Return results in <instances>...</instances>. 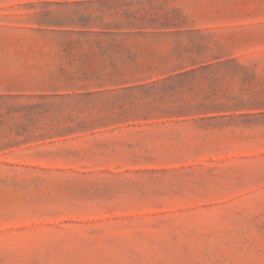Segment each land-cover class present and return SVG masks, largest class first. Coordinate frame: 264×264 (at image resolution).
<instances>
[{
  "label": "rangeland",
  "instance_id": "rangeland-1",
  "mask_svg": "<svg viewBox=\"0 0 264 264\" xmlns=\"http://www.w3.org/2000/svg\"><path fill=\"white\" fill-rule=\"evenodd\" d=\"M264 0H0V264H264Z\"/></svg>",
  "mask_w": 264,
  "mask_h": 264
},
{
  "label": "trees",
  "instance_id": "trees-1",
  "mask_svg": "<svg viewBox=\"0 0 264 264\" xmlns=\"http://www.w3.org/2000/svg\"><path fill=\"white\" fill-rule=\"evenodd\" d=\"M237 108H244V109H255V110H264V98H254V100L240 102L237 105Z\"/></svg>",
  "mask_w": 264,
  "mask_h": 264
}]
</instances>
